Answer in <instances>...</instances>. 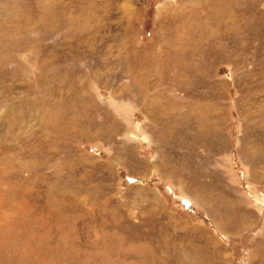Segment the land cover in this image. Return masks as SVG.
<instances>
[{"label":"rangeland","instance_id":"374dc122","mask_svg":"<svg viewBox=\"0 0 264 264\" xmlns=\"http://www.w3.org/2000/svg\"><path fill=\"white\" fill-rule=\"evenodd\" d=\"M0 264H264V0H0Z\"/></svg>","mask_w":264,"mask_h":264}]
</instances>
